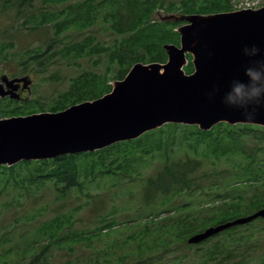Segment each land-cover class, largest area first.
<instances>
[{
    "label": "trees",
    "instance_id": "1",
    "mask_svg": "<svg viewBox=\"0 0 264 264\" xmlns=\"http://www.w3.org/2000/svg\"><path fill=\"white\" fill-rule=\"evenodd\" d=\"M66 1L70 4L60 12H45L41 7L39 13L32 10L33 5H29L32 8L28 12L29 6L27 7L25 0L20 3V17H23V23L31 27V30L54 28L53 36H47L51 41L48 48L42 51L39 49L38 52L29 50L27 54L30 53L31 56L28 61L37 60L38 65L42 66L57 58H63L64 61L70 59L74 63L86 55H105L108 58L107 69L117 67L113 79H109L107 73L85 68L69 79L67 88L47 108L42 103L38 108L30 104L29 110L14 103H0V114L10 116L14 113L64 110L72 104L93 100L108 93L112 89V81L123 79L138 62H165L167 53L163 44L180 42V35L174 30L179 22L156 18L159 8L185 14L232 10L230 0H179L178 5V1L172 0H167V3L166 0H41L44 6ZM98 23L115 36L113 43L104 46L95 41L96 36L88 34L72 42L66 41L57 48L61 33L75 29L89 30ZM188 57L190 61L186 70L192 72V57ZM181 128L183 130L179 132ZM249 141L255 147H247L245 142ZM177 142L180 145L186 144L185 147L192 154L195 153V157L187 154L184 158L172 159L171 145ZM197 153L202 157L229 158L233 164L201 173L202 159L198 158ZM153 154L164 157L165 162L161 170L145 179L143 200L145 206L158 201L165 206L162 208L164 210L150 211L130 220L107 221L94 233L78 235V239L92 240L91 236H111L115 231L122 234L125 229L137 226L142 219L146 225L144 231L132 236L137 241V250L133 253L143 257L161 251L164 255L179 243L187 247L198 245L186 244L188 237L208 226L250 214L264 206V126L251 123L220 122L209 130H202L198 125L167 123L138 138L120 141L103 149L49 159L22 160L12 166L0 165V176L5 180L6 186L11 184L15 190L26 191V195L48 183L64 193L72 186H82L84 180L92 182L112 179L118 183L121 176L135 178L141 174L140 167L144 159ZM181 197L191 199L188 203L195 205L193 212L178 214L189 205L177 202ZM163 213L167 214L163 216ZM63 215L65 213L58 214L39 227L37 234L40 239H23V245L26 246L24 249H21L23 245L18 248L0 245V264L7 263L12 251L17 256L34 253L31 258L26 259V264H47L49 249L54 243L58 245L62 238L59 231L66 225L67 219ZM252 225L255 227L253 234L249 229ZM245 227L248 229L242 235L251 237L259 232L262 238L259 237L257 242L264 244V217H259L214 235L217 237L223 233L228 234L219 238L214 247L197 255L195 264H226L230 260L231 264H239L233 259L243 246L237 231ZM108 228L109 232L103 233ZM116 237H119V233ZM36 250H40L39 253ZM130 254L129 256L134 255ZM148 259L149 256L145 258L146 261ZM183 260V256H176L171 263L178 264ZM259 264H264V250Z\"/></svg>",
    "mask_w": 264,
    "mask_h": 264
},
{
    "label": "rangeland",
    "instance_id": "2",
    "mask_svg": "<svg viewBox=\"0 0 264 264\" xmlns=\"http://www.w3.org/2000/svg\"><path fill=\"white\" fill-rule=\"evenodd\" d=\"M22 1L24 0H0V75L5 71L15 75L28 74L33 90L32 93L28 94V97L35 100L33 104L36 107L34 108H38L41 103L47 108L58 94L67 88L69 79L85 68L107 73L109 79H113L117 67L107 69L108 58L105 55L100 57L86 55L74 63L73 61L70 62V59L64 61L63 58H57L54 61L49 60L42 66L38 65L37 60L29 62L31 54H27V52L29 50L38 52L39 49L41 51L47 49L48 44L51 42L47 36L49 37L50 34L53 36L54 28L48 27V29L43 28L36 31L26 26L23 23V17H20L19 11V5ZM172 1H178L177 5L179 4V0ZM25 2L27 7L33 5V8L32 6L28 7V12L32 8L37 13H39L41 7L45 12L49 10L60 12L70 4L69 1H66L65 3L44 6L41 0H32V3H30V0H25ZM230 5L233 10L247 7L256 9L264 5V0H230ZM173 13L169 14L159 9L155 15L156 18L162 20H178L179 24L174 28L178 31L188 21L181 19L182 15L185 14H180L181 12L177 11H173ZM211 13L206 11L198 14ZM88 34L96 36L95 41L104 44V46L113 43L115 39V36L105 29L104 25L98 23L97 26L91 27L89 30L75 29L61 33L59 36L60 42L56 46L60 48L66 41L72 42ZM105 52L103 54H106ZM25 107L28 110L30 109L29 104ZM1 117H4V114H0ZM182 130L183 128L179 132ZM245 144L247 147H255L250 141L245 142ZM185 146L187 145H180L179 142L172 144V159L178 160L184 158L187 154L195 157V153L189 152ZM197 156L200 160L202 159L201 173L212 172L233 164L231 159L225 157L218 159L213 156L202 157L199 154ZM164 160V157L159 154H153L144 159V163L140 167L141 174L135 176V178L128 175L121 176L122 179L118 183H115V180L112 179L92 182H85L84 180L82 186H72L64 193L56 189L52 183H48L44 187H38L36 192L26 195V191L15 190L11 184L6 186L5 180L0 176V245L4 244L3 247L5 248H18L19 245H23V239H40L37 234L39 227L44 222L54 219L58 214L65 213L63 217H67L65 220L66 225L62 226L59 231L62 238L58 245L54 243L49 249L47 264H172L171 260L176 256L184 257V260L178 264H195L198 259L197 255L206 252L209 247H214L219 238L228 234L223 233L217 237L213 236L209 238L210 240L208 239V242L193 247H187L183 243H179L176 247L174 246L175 248L171 247V251L164 253V255L160 251L155 252L154 255L149 254L143 257L133 253L137 250V241L132 237L144 231L146 223L142 219L137 226L125 229L122 234L115 231L116 233H112L111 236L104 235L101 238L91 236L92 240L77 238L78 235L83 236L94 233L93 231L98 230L107 221L130 220L150 211L164 210L162 208L165 206L158 201L145 206L146 203L143 200V196H145L143 190L146 186L145 179L161 170L164 166ZM190 200L187 197H181L177 200L179 203L189 204L186 206L187 208L181 209L178 214L193 212V206L195 205L188 203ZM165 214L167 213L161 215L164 216ZM257 223H255L256 226ZM246 227L237 231L239 240L243 241V246L238 249L236 257L233 259L240 262L239 264H259L264 244L263 242L258 243L257 239L262 238V235L259 232L254 233V236L251 237L242 235L246 233L248 229ZM249 229L253 234L254 225L250 226ZM105 232H109V228L105 229L103 233ZM118 233L120 238L116 237ZM114 243L117 245L114 246ZM186 244L189 245L188 240ZM236 245L238 246L237 243ZM25 247L23 245L21 249ZM39 251L36 250L35 252L39 253ZM130 253L134 255L129 256ZM33 255L34 253L17 256L12 251L6 264H26V259L31 258ZM148 256L149 259L146 261L145 258ZM141 260L143 261L140 262ZM230 262L227 261L226 264H231Z\"/></svg>",
    "mask_w": 264,
    "mask_h": 264
},
{
    "label": "water",
    "instance_id": "3",
    "mask_svg": "<svg viewBox=\"0 0 264 264\" xmlns=\"http://www.w3.org/2000/svg\"><path fill=\"white\" fill-rule=\"evenodd\" d=\"M181 19L188 23L178 30L179 45H164L166 62L134 64L110 92L94 100L60 111L0 118V164L94 151L170 122L196 124L203 130L222 121L264 125V108L255 119H246L239 108L224 102L231 81L244 78L243 68L253 59L244 54V46L259 44L264 56V6L188 14ZM188 54L193 56L192 73L184 69ZM21 80L28 77L8 80L12 89L7 91L0 83V95L12 93ZM210 92L214 95L209 96ZM259 217H264V207L209 226L191 235L188 242L199 243Z\"/></svg>",
    "mask_w": 264,
    "mask_h": 264
},
{
    "label": "clouds",
    "instance_id": "4",
    "mask_svg": "<svg viewBox=\"0 0 264 264\" xmlns=\"http://www.w3.org/2000/svg\"><path fill=\"white\" fill-rule=\"evenodd\" d=\"M244 54L250 61L243 68V76L234 78L224 94V102L239 108L246 119H255L264 108V56L259 44L245 45ZM210 92L209 96H213Z\"/></svg>",
    "mask_w": 264,
    "mask_h": 264
},
{
    "label": "flooded vegetation",
    "instance_id": "5",
    "mask_svg": "<svg viewBox=\"0 0 264 264\" xmlns=\"http://www.w3.org/2000/svg\"><path fill=\"white\" fill-rule=\"evenodd\" d=\"M24 74H20V75H15L12 74L9 71H5L0 75V83H3L5 86V91L12 89L11 87H9L8 85V80H11L13 78H17V77H22ZM17 89L13 90V94L9 93L6 95H0V103H14L17 104L19 106L25 107L26 105H30L33 104L34 100L33 98H29L28 94L31 92L32 93V85H30V82L28 81V84H25V81H21L20 83H17ZM32 84V83H31ZM30 112H27L26 114H28ZM22 114V113H20ZM12 115H18L17 113H14Z\"/></svg>",
    "mask_w": 264,
    "mask_h": 264
}]
</instances>
